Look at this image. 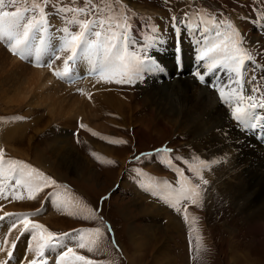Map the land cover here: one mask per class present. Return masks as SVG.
Instances as JSON below:
<instances>
[{"label":"rangeland","instance_id":"rangeland-1","mask_svg":"<svg viewBox=\"0 0 264 264\" xmlns=\"http://www.w3.org/2000/svg\"><path fill=\"white\" fill-rule=\"evenodd\" d=\"M62 2L71 4L72 0H62ZM111 2L114 9L119 11L120 6L115 0ZM93 3L105 7L108 0L103 2L93 0ZM123 4L127 6L132 32L137 34L136 39L150 35L149 29L153 26H158L160 29L163 40L167 42L161 46L162 52L156 50L154 55H161L166 51L164 45L168 46V49L173 47L174 32L176 35L181 34L183 39L187 38L188 33L192 36L196 35L191 30H184L181 24L184 12L192 13L190 19L196 23L199 18L195 13L206 10L203 14L204 18H211V14L216 13L217 20H230L244 37L247 47L255 58L254 61L264 64V33H262L264 27L260 25L264 21V0H123ZM16 6L23 7L22 0ZM16 6L4 10L14 11ZM74 6L83 7L84 0H75ZM48 12L49 23L53 29L65 26L60 16H57L51 8ZM173 14L177 17V25L181 26L179 32L171 29ZM103 15L106 16L107 12ZM71 30L75 31L77 28L73 26ZM1 43L3 42L0 41V45ZM2 48L9 57L15 59L19 57L13 55L7 48ZM188 49L186 53L191 58L190 47ZM157 57L155 55V61L158 62L156 64H161ZM23 62L34 66L27 60ZM78 66L74 70H82L83 66ZM160 67V65L155 67L153 71L157 72L156 69L160 70ZM149 76L154 77L151 73ZM96 79L103 80L92 78L95 87H97ZM80 81L73 84H80ZM54 85L55 82H52L51 90L58 91L54 94L59 96L48 100L49 102L45 101L46 106L36 105L29 97L17 103L7 102L0 94V148L4 149L6 159L24 161L56 180L62 186L57 189L60 196L71 201L75 206L57 207L55 197L46 200L48 192L53 191L52 188H45L34 200L27 199L26 188L19 189V194L25 198L14 200L12 191L8 188L4 195H0V216L4 212H35L41 209L39 215L30 216L28 219L42 223L56 233L69 232L81 227H99L102 235L98 238L92 236L98 243L93 253L79 249L75 244L69 246L74 247L78 254L102 261L103 264H191L193 259H195L193 264H264V233L252 230L249 226L253 219L252 215L241 214L222 192L214 190L211 181L204 185L199 178L193 179V183L201 185L203 206H196L198 212L189 210L191 216L198 218L195 221L191 219L193 224L191 226L185 222L183 216L185 203L181 201L179 205L181 212L178 213L161 198L152 202L149 196L142 193L140 180H150L151 192L155 181L160 182L167 178L173 182L174 177L175 183L177 175L166 164L161 163L159 155L145 156L140 160H134V157L141 153H152L165 145L173 150V156H182L185 159H189L196 152L193 146V132H188L187 127L178 126L174 120L177 116L172 110L164 112L163 117H158L156 110L158 103H153V100L142 102L140 88H131V85L125 84L124 88H118L119 90L111 88L110 91L93 88L96 93L91 89L84 93L80 85L75 91L76 97L93 99V106L89 104L86 108L87 111L92 108L87 114L88 117L78 115L70 120L56 118L51 113L57 114L60 110L56 108L60 107L62 101L72 100L73 94L67 95L56 89ZM88 85L90 87V84ZM0 91L3 92L2 89ZM113 93L114 96L124 95L123 104L126 105L124 108L112 106L110 104L112 100L109 98L102 99L101 95ZM135 95L145 108L140 106ZM106 99L109 103H102ZM88 103L91 102L87 101L86 105ZM13 117H24V119H13ZM81 123L99 135L94 136L92 132L80 129ZM105 136L123 138L127 143L112 144L101 138ZM55 145L60 146V150L56 153L53 151ZM93 152L115 163L101 162L92 155ZM213 152H217V149L213 148ZM173 162L185 169V175L193 176L183 161ZM133 169H140L143 174ZM63 186H66V190ZM135 186L138 190H135ZM102 197L108 199L101 203ZM80 202L83 204L82 208L87 206L94 211L99 210L96 212V220L84 219L88 213L81 210ZM146 206L154 207L151 213L146 212ZM69 211L74 212L75 215H68ZM173 216L179 220L175 233L167 232L166 229L167 224L172 223ZM108 225H111V233L108 232ZM204 226L209 227L207 228L210 229V235L214 240L210 241L212 238L207 239L204 236ZM8 227L7 223H0V245L3 244L4 236L8 233ZM17 235L19 231H14L9 239H15ZM113 236L115 244H113ZM24 238L28 237H21ZM20 240L17 242V247ZM233 240L235 243L230 252ZM192 249L195 258L191 254ZM212 250L215 252L212 253ZM24 251L26 252L25 248ZM236 252H242L244 256H236ZM1 253L4 254L5 260L6 252ZM49 256L55 262V256Z\"/></svg>","mask_w":264,"mask_h":264},{"label":"snow or ice","instance_id":"snow-or-ice-1","mask_svg":"<svg viewBox=\"0 0 264 264\" xmlns=\"http://www.w3.org/2000/svg\"><path fill=\"white\" fill-rule=\"evenodd\" d=\"M22 2L23 7H20L16 5L20 4L21 0H0V41L7 45L13 55L23 60L39 61L44 56L50 58L46 63H36L37 67L47 66L52 69L55 61L63 60V71L54 70V75L60 79L70 78L78 63H88L92 66V74L99 75L106 82L135 85L153 71L154 53L165 43L158 26L151 27L149 29L151 34L145 35L142 39L133 37L127 6L123 4V0H115L120 6L119 11L114 9L111 0H108L105 7L93 3V0H84L83 7L74 6L75 0H72L71 4L63 3L62 0H31L30 3L29 0H22ZM10 6H16L15 10H4ZM49 8L60 16L65 26L53 29L49 23ZM205 11L195 13L199 18L196 23L190 19L193 15L190 12H184V19L181 21L184 30L199 34L195 49L197 65L193 75L201 84L207 83L219 93L220 100L230 107L232 118L241 126L256 127L252 122L256 119L255 110L264 109V75L258 80L255 69L251 76L248 75L247 64L254 60V56L234 24L230 20H217L216 13H212L211 18H204ZM105 12H107L106 16L103 15ZM81 16L87 18L81 19ZM171 20L170 26L173 30L181 31L175 14L172 15ZM73 26L77 30H71ZM261 67L264 68V65ZM218 72L223 73L224 77L216 76ZM210 77H215V82ZM246 84L250 87L246 88ZM13 119H24V117H13ZM79 128L92 132L94 136L99 135L83 123ZM76 135L78 136L79 133L77 132ZM101 138L112 144L127 143L123 138L106 136ZM172 153L173 150L165 145L152 153H141L133 159L140 160L145 156L159 155L161 163L166 164L176 173L175 183L165 182L163 185H155L152 190L153 195L165 193L159 198L176 212H181L179 206L181 201L202 207L201 185L193 183V179L199 178L204 185H207L209 181L204 179L203 171L209 169L211 164L199 157L193 158L199 161L198 163H191L182 156H173ZM92 155L101 162L115 163L111 159L100 157L95 152ZM174 160L183 161L193 176L185 175V169L174 163ZM133 171L143 174L140 169ZM60 187L62 186L56 180L26 162L6 159L4 149L0 148V195H4L10 188L12 199L23 200L25 197L19 194V189L26 188L27 199L34 200L45 188H52L53 191L48 192L46 200L55 197L57 207L75 206L71 201L60 196L57 191ZM63 187L66 190V186ZM106 199L108 197H102L101 203ZM81 210L88 213L84 216L85 220L97 219L96 212L99 210L94 211L87 206ZM40 212L41 209L35 212H4L0 216V223L9 225L8 233L4 236L3 244L0 245V252H6L8 259L0 260V264H11L17 242L25 235L29 237L25 252L26 264H50L49 255L55 256V264H103L102 261L78 254L74 247L69 246L75 244L79 249L93 253L98 243L92 236L98 238L102 235L101 228L81 227L69 232L56 233L50 231L44 224L28 219L30 216L39 215ZM68 215L75 213L69 211ZM183 216L187 223L189 221L187 205L184 207ZM197 219L192 217L193 221ZM14 231H19V235L10 240L9 237ZM108 232H112L111 225H108ZM113 244H115L114 236ZM28 252L34 253L33 259H27Z\"/></svg>","mask_w":264,"mask_h":264},{"label":"bare ground","instance_id":"bare-ground-1","mask_svg":"<svg viewBox=\"0 0 264 264\" xmlns=\"http://www.w3.org/2000/svg\"><path fill=\"white\" fill-rule=\"evenodd\" d=\"M197 35L199 34L192 36L188 33L187 38L184 39L185 45L190 47V50H192V47L196 49V40L199 37ZM4 44L3 42L0 45V89L3 90V92L0 91V94L2 99L7 102L17 103L19 101H25L29 97V99L32 98V102L36 105L46 106L47 103L45 101L52 98L56 99L59 96H56L58 91L55 90L54 92L56 93L54 94L50 87L51 83L55 82L54 87L56 89L65 92L67 95L73 94V99L62 101L60 107L57 105L58 107L56 108H59L60 111L58 113L56 112L57 114L51 113V115L56 118L70 120L72 117L78 115L88 117L87 114L92 108L90 111H87L86 108L89 107V104L93 106V99L89 100V98L83 99L76 97L77 94L75 91L78 86L81 85L84 93L88 92L89 89L96 93L97 91L93 90V88H101V90L105 91H110L111 88H124V85L109 83L99 79H96L97 87H95L92 79L88 80L87 78L81 80L80 84L77 83V85L72 84L73 86H70L61 82V79L57 78L53 73L54 70L63 71V60L53 63L52 69L48 67H34L27 63L24 64V60L19 57L17 58L19 62L14 57H9L8 53L2 48ZM164 46L166 51L161 55L155 54L161 59L157 57V60L161 61V64H156L158 62L155 61L154 66L168 65L174 73L175 66L171 60L172 47L168 49V46ZM186 55L187 60H191L187 53ZM20 62H23V64ZM78 65L86 67L87 63H78L76 66ZM247 67L249 76L253 74V69H255V75L258 80L260 76L264 75V68L256 64L254 60L248 62ZM156 70L157 72L154 71L155 74L159 75V68ZM201 70L203 71V69ZM216 76L223 78L224 74L218 72ZM150 77L152 76L147 77L143 81H138L135 84L141 90L142 102L152 100L154 101L153 103L157 102L158 107L156 110L158 117H163L164 112L172 110L177 116L174 120L178 126L187 127L188 132H193V146H195L196 152L188 160L193 163H198L199 161L192 160L194 157H199L201 160L209 162L211 167L203 171L204 179L211 181L214 190L222 192L228 198L229 202L237 207L241 214L252 215V224L249 223L252 230L256 232L259 230V232L264 233V148L257 139V136L261 132L258 129L263 126L264 122V109L257 108L255 110L254 115L256 119L252 122L256 124V127H250V129L256 132L257 135L253 136L250 132H244L242 130L243 127L232 118L230 107L223 104L219 98V93L214 88L208 86L207 83L201 84L195 76L190 74L188 76L171 79L169 82L165 80L163 83L150 80ZM210 79L213 81L214 77H210ZM88 84H90V87ZM245 87L250 86L246 84ZM101 96L102 99H111L112 102L110 101V104L114 107L122 109L126 106L123 104L125 97L122 94L120 96H114L113 93ZM136 96L135 98L137 99ZM87 101L91 103L86 105ZM142 102L138 100L140 106L145 108ZM102 103L109 102L106 99ZM147 107L148 105L146 103ZM213 148H216L217 152L214 153ZM58 150H60V146L55 145L53 151L56 153ZM64 164L67 163L64 162ZM165 182L173 183L166 178L164 181H155L154 184L163 185ZM164 194H152V202H156L160 199L159 196ZM185 205H187L188 212L189 210L198 212L195 205ZM153 208L152 206H146V212L151 213ZM171 220L173 224H167L166 229L167 232L171 231L175 233L176 228L179 226V220H176L174 216ZM205 223L207 225V222ZM204 227V236L207 239L212 238L210 241L214 240L210 235L209 227ZM232 242L233 245L231 244L230 252H232L235 241L233 240ZM17 248L19 249V254H22L25 248L23 240ZM213 252L215 251L212 250ZM238 255L244 256V253L236 252V256ZM30 258H34V253L29 252L27 259ZM231 261L235 262L234 260Z\"/></svg>","mask_w":264,"mask_h":264}]
</instances>
